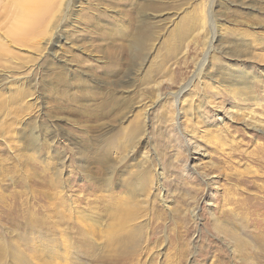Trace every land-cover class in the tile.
Wrapping results in <instances>:
<instances>
[{
    "label": "rangeland",
    "instance_id": "1",
    "mask_svg": "<svg viewBox=\"0 0 264 264\" xmlns=\"http://www.w3.org/2000/svg\"><path fill=\"white\" fill-rule=\"evenodd\" d=\"M28 1L0 0V264H264V0Z\"/></svg>",
    "mask_w": 264,
    "mask_h": 264
},
{
    "label": "bare ground",
    "instance_id": "2",
    "mask_svg": "<svg viewBox=\"0 0 264 264\" xmlns=\"http://www.w3.org/2000/svg\"><path fill=\"white\" fill-rule=\"evenodd\" d=\"M37 0H35V2H36ZM39 1V0H38ZM34 2V0L33 1H28L27 3H25L24 2V4L25 5H27V10H30V11H32V12H35L36 11V7H35V5L38 3H35ZM187 85H184V86H182L181 88H180V91L177 93V96H179L180 95V93L184 90V89H186L187 87H186ZM175 100H177V99H175ZM194 147H197L196 145L194 146Z\"/></svg>",
    "mask_w": 264,
    "mask_h": 264
}]
</instances>
